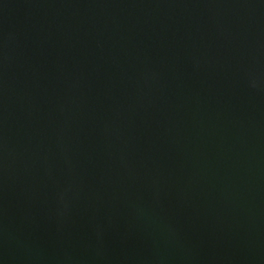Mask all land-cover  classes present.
I'll return each instance as SVG.
<instances>
[{"label": "water", "instance_id": "water-1", "mask_svg": "<svg viewBox=\"0 0 264 264\" xmlns=\"http://www.w3.org/2000/svg\"><path fill=\"white\" fill-rule=\"evenodd\" d=\"M0 264H264V0H0Z\"/></svg>", "mask_w": 264, "mask_h": 264}]
</instances>
